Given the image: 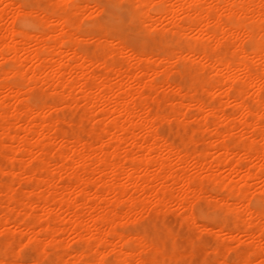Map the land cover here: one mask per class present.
I'll list each match as a JSON object with an SVG mask.
<instances>
[{"label": "bare ground", "instance_id": "1", "mask_svg": "<svg viewBox=\"0 0 264 264\" xmlns=\"http://www.w3.org/2000/svg\"><path fill=\"white\" fill-rule=\"evenodd\" d=\"M27 1L0 0V171L10 176L0 181L7 198L0 200V227L27 235L37 262L53 253L61 264H175L186 254L176 249L178 234L159 236L168 251L152 239L157 233L124 230L149 209L161 217L173 210L216 242L250 240L235 262L216 257L219 244L200 264L212 257L215 264H264V210L248 203L250 194L259 201L264 193V0H113L132 7V25L154 40L149 50L129 49L124 32L84 28L83 18L104 11L90 0H36L33 9ZM23 23L39 31H22ZM176 71L189 76L186 86L169 81ZM65 107L80 113L77 126L60 118ZM190 109L197 112L192 124ZM164 121L182 127L174 135L179 144L196 148L160 133ZM189 160L195 173L185 170ZM22 181L28 187L14 191ZM252 181L263 182L259 191ZM203 202L225 212L219 222L196 219L193 204ZM67 232L80 243L74 252ZM18 241L2 240L0 264H35L17 260Z\"/></svg>", "mask_w": 264, "mask_h": 264}, {"label": "rangeland", "instance_id": "2", "mask_svg": "<svg viewBox=\"0 0 264 264\" xmlns=\"http://www.w3.org/2000/svg\"><path fill=\"white\" fill-rule=\"evenodd\" d=\"M41 1H44V0H41ZM92 1V2H91ZM36 2V0H29V1H27L25 4L26 5H29V4H31V5H33L34 3ZM90 3H94L95 5H98V4H105V5H108L109 7H110V12L108 13V14H105V12L104 11H102L100 14H98V15H96V16H93V17H88V18H83L82 19V26L84 27V28H90V27H93V26H95V25H103L104 27H107V29L108 30H115V31H118L121 35H123L124 33V39L126 40V44L128 45V47H129V49H134V50H138V49H145V50H147V48H148V50L150 49V47H152L153 45H154V40L152 39V37H150V36H148V35H144V34H141V33H139L136 29H135V27L132 25V23H131V13H130V11H131V9H132V7H129V6H127V5H125V4H119V3H117V2H114L113 0H90ZM93 5V4H92ZM151 10H152V12L153 13H155V12H157V7L156 6H153L152 8H151ZM101 16H103V19H101ZM95 21V22H94ZM90 24V25H89ZM91 24H92V26H91ZM94 24V25H93ZM19 26H23L24 28H26V27H28V28H26L28 31H33V30H35V31H39V28L37 27V26H34V24H32V23H23V24H21V25H19ZM115 28V29H114ZM132 29H133V31H132ZM124 32V33H123ZM158 35H157V37H159L160 36V33H157ZM148 40V41H147ZM148 43V44H147ZM152 43V44H151ZM81 47H80V49L81 50H84V48H86L87 47V50L86 51H88V49L89 48H91V44L89 45L88 43H82L81 45H80ZM243 47H244V49L247 51V52H251L252 51V49H253V45H252V42L251 41H249V40H246V41H244L243 42ZM91 50H92V48L91 49H89V51H90V53H91ZM177 73H175V72H173L172 74H170V76H169V81L170 82H172V83H176V84H180L179 82H181V84L183 85V86H186L188 83H189V76L185 73V72H183V71H176ZM173 75V76H172ZM171 77H172V79H171ZM172 80H174V81H172ZM182 80V81H181ZM176 81V82H175ZM185 84H184V83ZM10 83L13 85V86H18V84H20V81H19V79L18 78H16V77H11L10 78ZM16 83V84H15ZM18 83V84H17ZM37 97H38V99H40V98H42L41 96H43L42 94H41V92L39 91V89L37 90ZM172 96H173V94H172ZM203 96L205 97V101L207 102V103H212L213 102V100L214 99H211L208 95H206V94H203ZM174 97V96H173ZM43 98H45V97H43ZM48 99H50L49 97H47ZM206 98L208 99V100H206ZM79 103V102H78ZM233 103V102H232ZM232 103H231V105H230V103H229V105L227 104V106H225L226 107V109L227 110H233V108H234V103H233V105H232ZM83 103L80 101V103H79V105H82ZM228 106H229V109H228ZM69 107H65V108H61V110L59 109L58 110V113H59V116L60 115H62V119H65V121L67 120H70L71 118H73V119H71V120H73V123L77 126V124L76 123H79L78 121L80 120V118H79V114H78V112L76 113L75 112V109L73 108V110L74 111H72L71 109H68ZM194 109H190V111H189V117L190 118H188L189 120H190V124H192V123H194L193 121L195 120L194 119V117L192 116V115H195V114H197V112L194 110ZM64 111H65V113H64ZM192 111V112H191ZM70 115H69V114ZM68 116V118H66ZM60 118H61V116H60ZM107 121H109V119H106ZM72 122V121H71ZM192 122V123H191ZM72 123V124H73ZM161 123V122H160ZM159 122H158V124H157V129H158V131H160V133H162L163 134V132H164V134H165V136H167L168 137V139L169 140H174L176 143H178V145H181V143L179 144V142H177V139H176V137H174V135H182L183 133H184V131H183V129H182V127H180V126H178V125H176L175 123H171V122H169V123H167V122H165L164 121V123H161L160 124ZM73 124V125H74ZM62 125L65 127V129H67V131H68V133H70L71 131L70 130H72V129H70L69 130V124H63V122H62ZM73 125H72V127H73ZM84 125H86V127H88L89 126V124L87 123V122H85L84 123ZM76 126H74V128H75V130H77L76 128ZM178 126V127H177ZM182 129V130H181ZM182 131V132H181ZM236 132V131H235ZM178 133V134H177ZM87 134V133H86ZM86 134H84V136L85 137H87L86 136ZM236 134V133H235ZM196 136V135H195ZM235 136V138H233L234 140L235 139H237V137H239L238 136V132H237V134L236 135H234ZM233 136V137H234ZM89 138H90V136H88ZM109 137H106L105 139L108 141L109 139H108ZM197 139V138H196ZM232 139V140H233ZM61 143V140L58 138V140H56L55 141V143L56 144H58L59 145V142ZM8 141L6 140L5 141V144L7 143ZM9 144V142L7 143V145ZM191 143H187V144H182L180 147L181 148H184L185 150H189V151H191L193 148H196L195 147V145L193 144V145H190ZM58 145H55L56 147L58 146ZM130 146V144H127V146ZM54 146V147H55ZM194 146V147H193ZM213 153H215L216 154V152L214 151ZM213 153H211V154H213ZM215 154H213V155H215ZM173 158V160H175L176 158H174V157H172ZM3 158L0 156V161L1 162H4L3 160H2ZM192 160V159H191ZM191 160H189L190 162H191ZM194 161V160H193ZM186 163L187 165H185V170H186V172L187 173H190V174H192V172L193 171H195L196 172V170H195V165H194V163L193 162H191V163ZM191 165L192 166H194V168L193 167H191ZM5 167V166H4ZM51 167H54V166H51ZM192 168V169H191ZM54 169V168H53ZM192 171H191V170ZM188 170H190L189 172H188ZM195 172H193V173H195ZM9 178H10V176H8V174L7 173H3L2 171H0V181H3L4 183H7L8 182V180H9ZM5 180V181H4ZM259 180H262L263 181V179H259ZM259 180H257V181H259ZM23 181H25V180H23ZM22 181V183L23 184H20V185H18V183L16 182V183H13V189H15L16 188V190H14V191H17L18 190V192H19V190L21 191L23 188L25 189L26 187H28V183H26V182H23ZM257 181H252V183H251V185H253L254 184V186H253V188L254 189H256V188H258V185H259V188L258 189H256V191L258 190L259 191V189H260V187L263 185L262 183L264 182H258L257 183ZM255 182V183H254ZM210 183V184H209ZM257 183V184H256ZM12 185V184H11ZM16 185V186H15ZM204 185H205V188L208 190V191H212V188H213V184H211V182H209V181H205L204 182ZM255 185H256V188H255ZM261 185V186H260ZM26 186V187H25ZM21 188V189H20ZM252 188V186L250 187V191L251 190H253V189H251ZM250 193H256L255 192V190H253V191H251ZM251 195V194H250ZM250 195H249V201H248V203L250 204V206L252 207V208H254V209H260V207H259V203H258V200L256 199V198H254L255 196H253V195H251V197H250ZM2 198V199H1ZM6 196H4V195H2V194H0V200L3 202V201H6ZM0 201V202H1ZM204 203V204H203ZM203 203H201V205L202 206H200V203H196L195 205L197 206L198 204H199V207H196L194 204H193V209H194V215L196 216V219L199 221V222H206V223H209V224H215V223H217V218L219 219L218 220V222L221 220V218L225 215V212L224 211H222V210H219V209H217V208H215L213 205H211V204H209V203H206V202H203ZM205 205V206H204ZM205 207V211L203 212V210L202 209H204V208H202V207ZM211 206V207H210ZM174 208H175V205L173 206ZM3 208H1V210H2ZM215 210V211H214ZM217 210V211H216ZM216 212V213H215ZM60 214H61V217L62 216H64L66 213H64V212H60ZM157 214H158V211H157ZM156 214V210H154L153 211V209H149V210H147V212H144V216H143V218L140 220V221H138V222H136V223H129V224H125V226H124V230H125V232L127 233V234H130V233H133V232H135V233H137V234H141V235H148V234H152L153 233V235L155 234V233H157V234H159V235H157V234H155L154 235V237L152 238L156 243H161L162 244V246L164 247L165 245H164V242H163V240L162 239H160V237L163 235V236H167V234L169 233V232H171L172 233V231H173V235H176V237H177V234L179 235L178 237L180 238L179 239V241H177V242H179L178 243V245L180 246H178L177 245V248L176 249H178V250H180V249H182L181 250V252L183 253V252H186V254H182V255H185V256H183V258H182V262H176L177 264H180V263H182V264H200L201 263V258L203 259L204 258V256H206L208 253H206V252H210V250L212 249V252H213V249H215V248H217V245H219L220 244V247H221V250L223 251L222 253H220V256H219V252H218V254L216 255V257L218 258V257H221V254H222V256H223V253L225 254L222 258H225L226 259V261L228 260V262H235V260H236V258L238 259L239 258V256L240 255H242V254H244V252H246L247 251V245H248V243H247V245L245 244V242H250V240L249 239H245V237L246 236H244L243 237V234H239V237L241 238V239H245L244 241V243H241V245L239 244H236L235 245V242L234 243H229V242H227V241H225V242H216V240H215V238H214V235H212L213 233L211 232V231H208V230H204L205 228H202L201 227V225H199V224H196V223H194V222H192V221H185L184 219H181L182 217H181V214H178V211H174L173 212V210L172 211H169L167 214H163V217H161L162 216V214H161V216L160 215H157ZM160 217V219H159V217ZM62 218H66V215H65V217H62ZM179 218H180V220H179ZM214 218H216V219H214ZM216 220V221H215ZM153 222V223H152ZM166 222V223H165ZM152 224V225H151ZM12 227V228H11ZM10 228L13 230V228L14 229H16V231H17V229H18V231L15 233V232H13L12 233V230L10 229V230H7V228H4L3 226H2V228L0 227V244L2 243V240L4 239V240H6V239H8L9 240V238H10V241L12 240L13 242H12V244L15 242V243H19V241L18 240H20V242H21V240L23 239V236H24V241H25V243H27L26 241H27V235H21V233H19L20 232V229L19 228H16V227H14L13 225L11 226ZM149 228V229H148ZM3 229V230H2ZM6 230V232H5V230ZM176 229V230H175ZM1 230L3 231L2 232V234H1ZM169 230V231H168ZM7 231H10V234L8 235L7 233ZM130 231H132V232H130ZM140 231V232H139ZM154 231H156V232H154ZM179 231H180V233H179ZM139 232V233H138ZM150 232H152V233H150ZM164 232V233H163ZM6 233V234H5ZM135 233H133V234H130V235H134ZM176 233V234H175ZM137 234H135V235H137ZM185 234V235H184ZM223 234V233H222ZM4 235V236H3ZM227 235V234H226ZM225 235V236H226ZM15 236V237H14ZM21 236V237H20ZM68 236V237H67ZM155 236H157V237H155ZM160 236V237H159ZM162 236V237H163ZM187 236H189V237H191V238H189V237H187ZM222 236H224V234L222 235ZM225 236H224V238H225ZM6 237V238H5ZM13 237L15 238V239H13ZM164 237V238H165ZM178 237H177V239H178ZM183 237V238H182ZM12 238V239H11ZM66 238V239H65ZM155 238V239H154ZM181 238H182V240H181ZM188 239V243H190L189 242V240H193L192 241V243H191V245H190V247H189V245L187 244V239ZM223 238V237H222ZM227 238V237H226ZM225 238V239H226ZM247 238V237H246ZM64 239H65V243L67 242L68 243V248H69V250H71V251H73L74 252V250L75 249H73L72 250V248L71 247H76V249H77V247H79L80 246V243L79 242H77L76 240H75V238H74V234H72V232L70 233H65L64 234ZM159 239V240H158ZM16 240H17V242H16ZM4 243V242H3ZM67 243H66V245H67ZM165 244H167V243H165ZM203 244V245H202ZM16 245H18V244H16ZM19 245H20V243H19ZM73 245V246H72ZM79 245V246H78ZM160 245V244H159ZM185 245V246H184ZM214 245H215V247H214ZM262 245L264 246V240H263V242H262ZM13 246V248H14V250L17 248L18 249V247L19 246H15V245H12ZM168 246V247H167ZM236 246V247H235ZM16 247V248H15ZM170 248V250H171V247L167 244L166 246H165V249H167V248ZM190 249H189V248ZM194 247V248H193ZM245 247V248H244ZM23 248V246L20 248V250L17 252V249L15 250V252L19 255L18 256V258H17V260H24L25 262H27L29 259H27L26 260V257L27 258H30V259H33L34 260V256L33 257H31L32 255H34V249L32 248V247H30V246H28L27 248H24L23 249V251H21V249ZM29 248V249H28ZM180 248V249H179ZM31 249H33V250H31ZM184 249L185 250H187V251H184ZM202 249V251H200ZM218 249V248H217ZM237 249V250H236ZM13 250V251H14ZM168 251H169V249H167ZM189 250V251H188ZM196 251V253L194 252V253H192L193 251ZM26 251V252H25ZM177 251V250H176ZM191 251V252H190ZM215 251V250H214ZM218 251H220V250H218ZM178 253H180V251H177ZM191 253V255L190 254H187V253ZM221 252V251H220ZM240 252V253H239ZM243 252V253H242ZM206 253V254H205ZM211 253V252H210ZM50 254H52L51 255V257H49L48 258V255H46L45 257H41V258H39L38 259V262L36 261V259L34 260V261H36L35 262V264H39V262L41 263V264H57V261H58V264H61V260H59L58 258H55V255L53 254V253H50ZM193 254V255H192ZM196 254H198V255H196ZM203 254H204V256H203ZM212 254V253H211ZM23 255H24V257H25V259L23 258ZM54 255V256H53ZM190 255V256H189ZM195 255H196V258L194 259V257H195ZM50 256V255H49ZM201 256H203V257H201ZM52 257H54V258H52ZM188 257V258H187ZM216 257L214 258V257H212V259H210V260H213L212 262V264H215V260H216ZM227 257H228V259H227ZM50 258H52V260L53 261H51V259ZM186 258V259H185ZM85 258H83L82 260H84ZM106 259H108V258H106ZM111 259H113V257H109V260H111ZM184 259V260H183ZM30 261V260H29ZM45 261V263H43ZM47 261V262H46ZM85 261V260H84ZM192 261V262H191ZM196 261V262H195ZM200 261V262H199ZM52 262V263H51ZM55 262V263H54ZM60 262V263H59ZM63 262V261H62ZM111 261H108V260H106V263H110ZM175 263V264H176ZM62 264H64V262L62 263ZM78 264H80V263H78Z\"/></svg>", "mask_w": 264, "mask_h": 264}, {"label": "snow or ice", "instance_id": "3", "mask_svg": "<svg viewBox=\"0 0 264 264\" xmlns=\"http://www.w3.org/2000/svg\"><path fill=\"white\" fill-rule=\"evenodd\" d=\"M25 7L26 9H33V8H39L40 6L29 4V5H26ZM45 7H50V6H45ZM96 7L102 8L105 14H108L110 12V7L108 5L98 4L96 5ZM101 19H103V16H101ZM140 24L143 25L144 29L149 28V25L145 24L144 21H140ZM37 26H40V25H37ZM21 30L22 31L24 30L23 26L21 27ZM258 203H259V207L261 208V210H264V193H262L261 198L259 199ZM21 245H23V248L21 249V251H23L24 248H27L29 246L28 244L25 243L24 240L21 241ZM17 264H20V262H17Z\"/></svg>", "mask_w": 264, "mask_h": 264}]
</instances>
